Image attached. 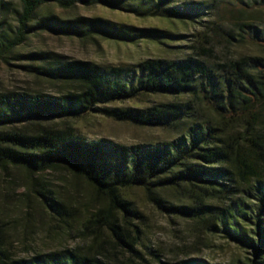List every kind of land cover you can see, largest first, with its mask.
Listing matches in <instances>:
<instances>
[{"label":"trees","instance_id":"16d2710c","mask_svg":"<svg viewBox=\"0 0 264 264\" xmlns=\"http://www.w3.org/2000/svg\"><path fill=\"white\" fill-rule=\"evenodd\" d=\"M168 1L19 0L18 32L4 50H14L39 30L82 41L101 37L128 43L139 38L162 41L171 35L101 17L62 18L49 13L38 19L39 10L51 3L64 9L102 5L183 21H197L205 13L204 2L167 7ZM237 4V13L257 4L264 8V0H237ZM8 5L0 0V12ZM228 41L264 44V27L241 22ZM27 57L41 63L31 67L33 72L60 90L0 93L1 167H22L32 175L64 167L83 178L105 202L96 216L108 227L115 243L130 253L138 254L140 233L132 218L142 215L125 191L143 188L162 209L237 243L249 251L250 264H264V56H246L218 66L194 56L150 58L133 66L106 68L60 54L34 52ZM145 95L197 96L222 124L231 123L239 129L228 134L222 127L192 122L174 140L129 146L106 139L90 141L55 122L92 113L143 126H175L190 119V101L162 102L147 108L110 106ZM164 189L174 190L188 204L174 205L157 196V191ZM36 192L49 210L58 215L66 212L52 191ZM0 264L119 263L76 250L14 258L0 222ZM180 264L207 263L190 259Z\"/></svg>","mask_w":264,"mask_h":264},{"label":"rangeland","instance_id":"374dc122","mask_svg":"<svg viewBox=\"0 0 264 264\" xmlns=\"http://www.w3.org/2000/svg\"><path fill=\"white\" fill-rule=\"evenodd\" d=\"M6 1L8 8L0 12V93L11 90L56 93L60 90L33 72L31 67L41 65L27 57L34 52L87 60L102 68L133 66L150 58L179 60L187 56L218 66L246 56H264L263 43L228 41L229 34L238 31L241 22L264 27V8L257 4L256 8L237 13V0H170L166 3L167 7H174L186 2H204L205 13L197 21L148 17L102 5L64 9L51 3L39 10L38 19L49 13L62 18L101 17L136 29H155L171 35L162 41L139 38L128 43L101 37L82 41L39 30L30 33L24 44L6 52L5 45L17 35V11H20L19 0ZM128 1L138 4V0ZM170 101H190L193 104L190 119L175 126H143L92 113L55 122L73 128L90 141L106 139L129 146L174 140L192 122L210 123L222 127L228 134L239 129L231 123L222 124L207 103L197 96L145 95L110 106L147 108ZM47 189L65 205L64 214L49 210L36 192ZM156 194L174 205L188 204L171 189L159 190ZM125 196L142 215L132 218L140 230L138 254L115 243L108 227L96 216L106 206L103 198L69 169L61 167L32 175L22 167L0 166V222L7 248L14 258L76 250L119 264H180L190 259L207 264H250L249 251L176 212L162 209L143 188L128 189Z\"/></svg>","mask_w":264,"mask_h":264}]
</instances>
